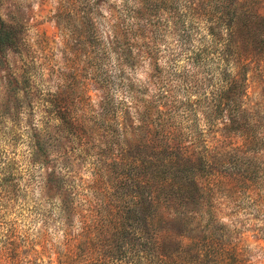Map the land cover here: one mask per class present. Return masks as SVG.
<instances>
[{"label":"trees","instance_id":"trees-1","mask_svg":"<svg viewBox=\"0 0 264 264\" xmlns=\"http://www.w3.org/2000/svg\"><path fill=\"white\" fill-rule=\"evenodd\" d=\"M101 1L85 0L79 29L84 27L86 34L80 30L75 41L85 48L84 41L88 37L86 41L90 40V47L97 49L102 81L112 80L121 88L123 65L133 59L132 44L127 36L125 38L123 25L117 23L115 17L114 24L109 21L105 31L99 30L92 10ZM197 2L187 10L199 18L198 29L205 32L209 44L199 41L203 45L191 51L188 60L199 66L208 62L222 64L223 75L220 83L210 86L199 99L224 127L234 130L233 134L241 144L224 145L227 151L222 146L213 151L194 136V143L184 146L178 129H171L165 123H153L157 109L150 101L136 99L132 87L127 93L130 95L129 107L125 105L127 99L102 98L99 124L106 131L101 137L109 146L104 152L108 153L117 145L120 155L114 161L119 168L121 163L129 168L131 195L127 211L100 216L93 210L78 211V199L76 195L68 194L65 176L49 170L43 180V189L46 198L51 200L48 202L50 214L58 219L62 241L49 247L46 231H39L32 239L15 217L7 218L3 214L0 218V264H248L238 243L232 241L226 226L212 211L209 195H214L221 187L223 178L233 182L229 190H236L234 181L244 185L243 175L250 174L256 167L258 153L264 145L263 137L254 133L252 119L247 116L248 109L243 102V96L247 97L248 71L252 66L264 68V15L239 0ZM21 34V26L7 23L0 16V65L6 61L9 52L17 54L20 51ZM111 54L117 61L113 75L109 73L110 69H104ZM24 67L18 77L12 74L5 77L7 94L12 98L3 103L6 108L12 104L14 115L4 112L0 116L15 123L25 101L27 105H22L23 110L38 108L42 112L40 125L32 126L24 133L29 139L27 172L31 176L34 165L41 168L51 161V150L43 142L49 137L51 128L48 125L54 123L61 136L66 135L70 142L68 138L76 140L79 137L81 120L69 114L66 103L58 99L57 93H47L42 95L44 98H39L34 87L35 73L28 64ZM226 68L236 70L235 77L227 75ZM32 92L38 99L34 103L29 99ZM134 119L139 126L130 128ZM119 120L128 123L124 129H133L132 134H127L129 139L119 140L122 134H113L110 124ZM212 121L207 117V122ZM7 133L6 139H14L17 132L10 130ZM226 137L229 133L221 136L222 139ZM1 152L0 195H8L18 186L17 174L21 175V171L15 167L14 158L3 149ZM67 153L68 150L63 151L64 155ZM61 165L59 171L65 168ZM222 169L227 171L222 172ZM5 200L3 197L0 206H6ZM34 214L46 224L48 216L44 211ZM75 220L77 227H73Z\"/></svg>","mask_w":264,"mask_h":264},{"label":"rangeland","instance_id":"rangeland-1","mask_svg":"<svg viewBox=\"0 0 264 264\" xmlns=\"http://www.w3.org/2000/svg\"><path fill=\"white\" fill-rule=\"evenodd\" d=\"M239 1L264 15V0ZM84 3L85 0H0L1 18L22 28L20 51L17 54L9 52L6 61L0 65V114L14 115L12 104L6 108L3 103L12 98L7 94L5 77L11 74L18 77L28 64L35 73L34 87L38 97L57 93L58 99L66 103L69 114L81 120L79 137L76 140L68 138L70 142L66 135L61 136L54 123L48 125L51 128L49 137L43 142L51 150V161L41 168L31 166L30 176L27 172L29 139L24 133L32 126L40 125L42 112L38 108L23 110L22 105H27L25 101L15 123L0 116V137H3L0 154L3 149L14 158L15 167L21 171V175L17 174L18 186L12 193L0 195V205L3 197L7 202L5 207L0 206V218L3 214L7 218L15 217L32 239L39 231H46L49 247L62 241L58 219L50 214L51 200L46 198L43 189V180L49 170L65 176L68 194L76 195L78 199V211L93 210L99 216L114 215L127 211L130 206L129 168L123 163L119 168L114 161L120 155L117 145L108 153L104 152L109 146L101 137L106 131L99 124L102 98L127 99L125 105L129 107L130 95L127 93L132 87L136 99L150 101L157 109L153 123H165L171 129H178L184 146L194 143V136L213 151L219 150L220 146L227 151L228 146L241 144L233 134L234 130L224 127L199 99L210 86H217L223 75L222 64L208 62L199 66L188 60L191 51L209 44L205 32L198 29L199 18L187 10L190 5L194 7L197 0H102L97 8H93L94 23L100 31L106 30L109 21L114 24L115 17L117 23H122V33L132 44L133 59L123 65L121 88L112 80L102 81L97 49L90 47V40L86 41L88 37L84 41L85 48L75 41L80 30L85 33L84 27L79 29ZM110 9L113 11L109 12ZM116 63L111 54L104 69H110L109 73L113 75ZM224 72L235 77L236 70L226 68ZM246 79L248 89L247 97L243 96L244 106L248 109L247 116L252 119L254 133L263 137L264 142V68L252 66ZM33 93L29 99L34 103L38 99ZM207 117L213 121L207 122ZM110 125L114 135L122 134L119 138L122 140L129 139L127 134L133 132L130 128L138 127L139 122L134 119L133 126L127 129L124 127H128V123L123 120ZM10 130L17 132L14 139L5 138ZM228 133L229 137L221 138ZM261 149L256 167L241 178L244 185L234 181L236 190L232 191L229 189L233 182L223 178L221 187L214 195H209L212 211L226 226L232 241L238 243L248 264H264V145ZM65 150L69 151L67 155L63 154ZM61 164L65 168L59 171ZM42 211L48 216L46 224L34 214ZM54 213L56 215L55 210ZM76 223L77 220L73 227H77Z\"/></svg>","mask_w":264,"mask_h":264}]
</instances>
